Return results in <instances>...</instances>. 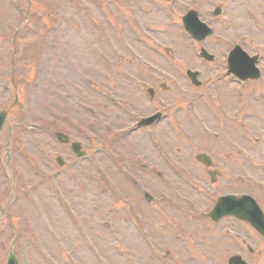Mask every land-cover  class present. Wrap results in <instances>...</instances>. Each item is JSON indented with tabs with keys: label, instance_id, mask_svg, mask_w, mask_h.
I'll return each instance as SVG.
<instances>
[{
	"label": "rangeland",
	"instance_id": "obj_1",
	"mask_svg": "<svg viewBox=\"0 0 264 264\" xmlns=\"http://www.w3.org/2000/svg\"><path fill=\"white\" fill-rule=\"evenodd\" d=\"M17 1L20 2L22 11H24L26 0ZM107 1L110 6H117L120 11L118 16L121 15V19H117L118 16L116 15L113 17L112 12L107 10V18L96 17V30L91 32L87 30V32L77 28L75 20L69 23L65 21L64 14L66 12L68 15L75 12L72 6L73 2L71 1L68 6L66 0L64 2L59 0V8L61 7L59 16L53 18V20L60 23L59 30L55 33H48L44 28L45 24L43 25L40 22L41 25L38 27L41 28L39 31L31 38L29 36L21 41L22 45H28V56L25 61L26 66L20 67L21 72L17 78H23L26 73L29 76L32 75L29 81L21 82L24 85L22 87L24 94L26 97H31V114L30 116L22 114L21 105L24 95L19 94V96L17 95L18 104L10 106V120L11 123L20 121L22 124V127L18 126V128L20 130L24 128L26 134L23 137L28 140L24 148H28V145L31 146L30 143H46L49 137L47 133L42 134L38 132L39 130L32 133V129L27 128V126L34 122L48 123L50 117L48 110L52 107L55 109L60 102L67 104L70 121L79 125L75 128L76 130H70L73 134H81L84 130L93 128L96 134L104 135L107 129L106 122L115 120V116H113L116 115L115 112L121 116L119 122L123 123L122 119L125 118L124 114L117 111L116 107L113 108L108 104L111 97H128L131 99L136 90L131 86L138 84L139 80H135L134 76H143L142 73H144L149 78L152 71L159 78V80L154 78L153 83L160 94L159 98H153V101L146 99L149 95L142 97L143 112H154L156 105L163 100L165 103L172 104V108H165L164 111H169L172 119L177 114L179 117H176L174 122L172 120L163 122L156 131L148 132V142L144 135L133 136L130 143H134L136 146L132 150V155H134L135 150L141 154L147 153L150 161L159 165L160 161L155 151H165L166 147V149L172 150L173 156L176 157L175 160L180 162V164H176L182 168L188 167L187 170H181L187 179L183 180L187 182L188 186H184L182 183L184 181L176 179V184L170 190H167L161 181L152 175L149 187L150 193L155 196L154 200L158 204V206L155 204L152 206L157 207L159 211H162V214L167 211L172 213L171 209H173V212L184 221L181 222L183 230L190 236L196 234L193 242L184 240L186 242L181 243L177 241L179 237L177 236V240L175 237L173 238V233L168 231V227L160 229L155 225L157 216H153L155 213L151 212V208L146 203H143L144 199L141 197L140 200L137 196L138 207L144 213L150 230L158 235L161 233L167 234L162 237L163 240L159 246L162 250L177 252V261L167 262L166 264H176L180 260L182 264H194L195 261L193 262L194 257L192 255L201 254L202 247L205 257L215 258H212L211 264H227V257L231 253V248H227L231 246V243L234 248H238L243 239L248 242L250 240L255 248V257L251 258V263L264 264L263 241L261 240L262 242L259 243L254 240L256 239L255 235L248 227L232 222L230 219L225 220L221 224L225 227L221 230L224 233L229 231L234 236L239 237L238 241L230 242L226 239V236L222 235L221 237L219 232H209V227H205L208 223L207 219L197 218L190 210L181 206L183 201H186L196 204L193 207L197 211L206 212L213 205L217 195L237 190H248L264 202V99H262L264 96V77L243 88L246 95V98L242 100L244 105L235 110L233 103L236 97V86L230 85L227 79L223 82L219 81L222 75L218 71L223 70V66L207 65V63L198 60L195 57V48L192 46L189 37L184 34L182 26L180 27L181 15L190 8L197 9L200 14L202 13V19L206 20L209 16H205L204 13L210 8V4L206 3L207 0H198L203 7L197 5L199 3L196 4V0H175L172 4H168L163 0H132L135 8L134 5L130 6L128 0ZM250 1L249 6L258 12L257 10L261 8L260 0ZM262 1L264 2V0ZM52 2L53 0H34L32 10L45 9V7H48V3ZM6 3V0H0V28L1 24L6 27L9 23L15 24L18 22L16 20L18 15H16L14 7ZM106 7L107 5H103V10ZM224 8L225 13L222 18L209 19V23L215 26L218 32L216 38L212 37L207 41V46L214 53H222L228 48L229 44L224 38L239 41L242 34L247 31L246 22L248 18L244 14V7L232 2V0H227ZM262 14L264 15V11H262ZM23 15L21 14V16ZM48 20L50 19L47 18L44 21L47 22ZM117 21L120 22L123 29L120 34L117 33L115 27ZM36 40L42 42V47H39L40 50H38V47L35 48ZM263 40L264 37L260 41ZM4 45H6V42L4 39L3 41L0 39V55L5 53L6 48ZM167 47L172 50H167ZM173 56L178 57L175 62L172 59ZM64 58L67 60H63ZM193 58L195 59L194 62L190 60ZM106 59H109L110 62H106ZM130 60L142 61L143 64L129 63ZM179 62L180 65L177 66ZM116 64H121V66H116ZM262 64L264 66V61ZM37 65H40V68H36ZM188 66L208 72V75H205L203 79L210 80V85H205L204 88L200 89L190 87L185 75ZM212 71L214 76L212 79H208ZM35 79H37L38 85L34 88L28 86L29 84L32 85ZM131 79L134 85H131ZM97 82H100L105 88L110 87L112 95H102L101 98L97 96L96 99ZM163 84H166L169 91H163L165 88ZM218 85L221 86V91L215 89ZM222 91L226 92L225 97ZM202 93H205V95L198 97ZM61 94L65 95L64 99L61 98ZM205 96L212 97L209 101H212L214 108L207 109L206 102H204ZM176 97H178V100L174 99ZM219 100L223 102L225 107ZM96 103L99 104L98 107H96ZM146 103H148V109L145 107ZM221 109L222 117L224 116V119H226L228 116L227 121H230L231 124L235 122L237 125H230L227 128L224 123L226 120L223 124H219L220 121L214 118V122L209 121L211 110L220 114ZM55 112L61 114L60 108L57 107ZM62 112L66 113V110ZM185 115L191 116L193 121L198 123L199 120L205 121L204 128L193 122L189 123ZM25 119L28 125L25 123ZM61 124L63 123L59 121V125ZM219 125L224 130L219 129ZM225 126L226 128H224ZM244 128L247 134L241 139L238 132L240 130L244 131ZM218 133L220 135L213 136ZM193 139L198 140L199 143H193ZM50 143L52 144L49 145V149H54V152L63 150V147L55 144L58 143L57 141L51 140ZM153 143H155V146H153ZM99 148L96 145V150ZM94 150L92 149L90 152L92 153ZM68 151L69 148L66 152ZM201 151L210 153L212 157L216 158L217 165L219 163L221 167L215 183L210 182L206 169L194 158L195 154ZM66 158H69V156H66ZM95 162L96 167L99 166V160L96 159ZM164 166L165 160H162V164L158 169L166 175V181H171L170 173L172 170L164 169ZM70 167V174L74 176V179L72 182L70 180V182H66L71 188L68 195L72 202L88 219H96V214L102 219V215L105 214L104 208L111 200L109 196L115 193L114 189L117 183L112 178L108 182L101 178L97 172L98 168L95 170L94 165L80 168L79 166L75 167V164H71ZM85 170H87V173L82 175ZM132 173L137 177L141 175L140 171L138 172L135 168L132 169ZM238 176L239 178H237ZM246 179H250V182ZM256 186H259V188L257 189ZM118 187L120 186L118 185ZM192 188L202 194L209 192L212 195V200L205 199L204 196L200 200L198 195L193 194ZM122 189L126 195L132 193L134 196L132 188L130 189L128 185L122 186ZM27 192L25 189V194ZM190 193L192 194L189 195ZM34 195L39 199V205L34 203ZM160 199L165 200V202H161ZM58 201L64 203L63 198H59ZM19 204L21 205V216L25 220H32L39 237H49L45 226L46 223L50 222L48 215L51 210L57 211L61 218L65 220V215L62 213L65 210L59 209L56 202L50 199L46 192L43 196L42 193L35 191L34 194L20 200ZM160 204H164L166 210ZM165 204H174L176 207L171 205L166 207ZM66 207L68 208V205ZM66 223L65 236L71 238L72 229H68V222L65 220ZM114 226L120 232H123V226L118 223ZM37 239L41 241L31 245V248L25 249L23 253L25 256L23 259L25 260L22 264H48L45 258L40 255L38 246L42 245L45 249H48L50 245H56H47L42 239ZM187 239L189 240V238ZM197 245L201 248L197 249ZM143 247V263L155 264V261H149L148 257H152L151 253L147 251L145 245ZM233 251L237 250L233 249ZM81 252L83 250L79 249L78 253ZM3 259V250H0V264H2ZM71 259V256L68 255L65 264H72ZM78 259L83 264H89V261L83 255H78ZM51 264H62V262L60 259H55Z\"/></svg>",
	"mask_w": 264,
	"mask_h": 264
},
{
	"label": "water",
	"instance_id": "obj_2",
	"mask_svg": "<svg viewBox=\"0 0 264 264\" xmlns=\"http://www.w3.org/2000/svg\"><path fill=\"white\" fill-rule=\"evenodd\" d=\"M239 215L242 216L243 218L249 219L254 225L263 224V222H262V216L259 214V212L254 213L252 211V212L247 213L245 211H242ZM260 221H261V223H259Z\"/></svg>",
	"mask_w": 264,
	"mask_h": 264
}]
</instances>
